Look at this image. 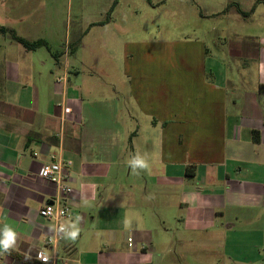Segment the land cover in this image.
<instances>
[{"label":"crops","instance_id":"crops-1","mask_svg":"<svg viewBox=\"0 0 264 264\" xmlns=\"http://www.w3.org/2000/svg\"><path fill=\"white\" fill-rule=\"evenodd\" d=\"M123 1H113L111 16L136 13L133 0L126 11ZM263 2L164 0L159 15L191 30L169 44L121 38L102 20V3L88 25L77 10L57 69L38 66L36 51L6 45L0 234L12 230L16 242L0 249V264H41L55 224L38 211L56 202L72 218L47 249L54 264H264V27L248 34L229 24L259 23ZM210 19L228 24L205 26ZM2 26L60 52L36 32L39 22ZM106 37L121 44L124 59L106 51ZM136 156L151 170L134 172ZM54 161L71 163L68 196L40 176Z\"/></svg>","mask_w":264,"mask_h":264},{"label":"rangeland","instance_id":"rangeland-1","mask_svg":"<svg viewBox=\"0 0 264 264\" xmlns=\"http://www.w3.org/2000/svg\"><path fill=\"white\" fill-rule=\"evenodd\" d=\"M113 1L114 0H97V2H94V0H0V26H2V21H6L8 23H16L23 29L29 28L32 24L39 22L40 26L35 28L36 32L39 35H44V38L50 44V48L62 52L63 50H67L66 48L72 43L71 41H73L71 40L72 30L73 27L76 26L74 16L77 10L84 14L81 22L88 25L94 15L93 12H95L96 9L98 10L99 5L102 3L103 10H108L107 13H104L102 20L106 22L109 16V19L114 25L113 28L118 30V34L123 39L126 37L131 41H138L141 38H145L151 39L152 42L166 39L169 44L171 40L183 38L191 31L190 28L181 25L183 20H178L179 26L176 28L175 25H173L176 20H166L162 18L161 14L159 15L157 9L164 0H133L136 13L133 14V16H129L128 14L120 15L119 18L116 14L115 16H111V13H109ZM127 3L130 4L131 0H124L122 2V10L126 11ZM257 10L264 11V4H260ZM69 12L72 13L70 14ZM42 14H46L45 18H42ZM226 21V19H210L209 22H206L205 26H215L219 30V27L228 24ZM229 24H231V27L240 29L246 28V33L249 34V32L254 30L257 24H261L264 27V19L260 20L259 23L258 19L248 20L247 22L239 19L238 23L230 22ZM11 40L10 36L3 35L2 31H0L1 70L2 49H4ZM209 41L212 45H210L211 48H213V42H211V40ZM104 42L108 47H111L110 50L106 49V51L115 54L118 61H121L122 58L124 59L126 52L121 47L120 43L112 44L111 39H107V37ZM103 56L106 55L103 54ZM103 56H98L97 59L101 61L106 58ZM168 56H170L169 52ZM78 57H81L80 50L77 51L75 55V58ZM151 57H154L153 53L151 54ZM33 58L37 65L39 61H45L47 64L44 68H51V65L54 66V69H57L58 67L57 65H54L52 56L44 47L36 50ZM83 58L91 59L92 57L87 53L86 55L83 54ZM64 60L65 57L61 56V66L64 64ZM97 65L101 66L100 63Z\"/></svg>","mask_w":264,"mask_h":264},{"label":"built area","instance_id":"built-area-1","mask_svg":"<svg viewBox=\"0 0 264 264\" xmlns=\"http://www.w3.org/2000/svg\"><path fill=\"white\" fill-rule=\"evenodd\" d=\"M70 164L68 161L65 163L60 161L46 163L41 169L40 176L55 184L64 195L68 196L72 192L71 187L67 184ZM38 215L53 221L55 230L53 234L45 239L43 247L38 252L37 259L41 264H54V261H51V258L47 254V249L52 248L62 239L63 234L67 231L64 222L72 218V213L68 207L63 206L60 202H56L55 204H48L40 208ZM128 242L130 246V238H128Z\"/></svg>","mask_w":264,"mask_h":264},{"label":"clouds","instance_id":"clouds-1","mask_svg":"<svg viewBox=\"0 0 264 264\" xmlns=\"http://www.w3.org/2000/svg\"><path fill=\"white\" fill-rule=\"evenodd\" d=\"M130 164L135 172L137 168L142 169V170H148L150 171V164L148 161L140 156L134 157L131 161ZM137 175L139 174L138 172L136 173ZM79 234V230H75L71 233V239L75 240ZM16 242V233L12 230H5L0 234V249H3L5 252H7L10 248H13ZM45 259H47L45 257Z\"/></svg>","mask_w":264,"mask_h":264},{"label":"trees","instance_id":"trees-1","mask_svg":"<svg viewBox=\"0 0 264 264\" xmlns=\"http://www.w3.org/2000/svg\"><path fill=\"white\" fill-rule=\"evenodd\" d=\"M113 6H114V3L112 4L111 9H113ZM109 13H110V11H109ZM240 13L242 14L243 12H240ZM108 20H109V16H108V19L106 21H108ZM0 31H2V34H4V35L7 34L8 36H10L12 39L11 41H13L14 43L21 46L27 52L36 51L37 49H39L41 47L49 49L48 44L42 39H38V40H34V41L26 40L25 38L17 36L13 31L7 32V30L4 26H0ZM51 56H52L54 62L57 64L59 62V60L61 59V56H63V52H51Z\"/></svg>","mask_w":264,"mask_h":264}]
</instances>
